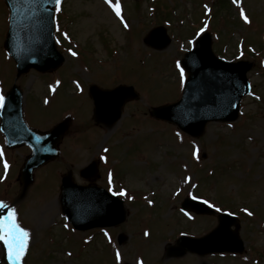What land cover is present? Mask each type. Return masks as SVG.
<instances>
[{"label": "rangeland", "instance_id": "obj_1", "mask_svg": "<svg viewBox=\"0 0 264 264\" xmlns=\"http://www.w3.org/2000/svg\"><path fill=\"white\" fill-rule=\"evenodd\" d=\"M116 3L120 17L105 0H62L61 10L55 8L54 35L64 62L49 73L30 69L16 81L28 125L45 130L71 116L59 157L34 171L24 193L18 173L30 150L6 148L0 132V201L16 210L17 222L29 234L24 263L264 264V0H112ZM7 24L8 11L0 0L2 95L15 82L14 63L3 47ZM155 26H164L170 37L163 49L143 42ZM193 26L198 28L194 35ZM201 29L212 34L220 58L252 62L247 72L251 90L236 120L208 122L200 137L191 138L154 119L150 108L179 98L184 80L177 62ZM117 83L133 85L138 98L124 104L112 126L96 124L88 86ZM92 160L98 177L80 176ZM213 168L215 174L203 178ZM67 172L76 184L104 187L122 197L125 220L99 230H74L60 205V178ZM187 196L217 212L220 202L239 210L237 233L244 251L168 257V247H177L182 234L200 237L217 225L216 214L183 211L180 203ZM50 201L54 208L40 217ZM3 212L7 215L0 208ZM119 236L125 238L121 244ZM1 258L2 243L3 264Z\"/></svg>", "mask_w": 264, "mask_h": 264}, {"label": "water", "instance_id": "obj_2", "mask_svg": "<svg viewBox=\"0 0 264 264\" xmlns=\"http://www.w3.org/2000/svg\"><path fill=\"white\" fill-rule=\"evenodd\" d=\"M10 8L9 29L4 46L16 62V77L26 73L30 68L39 71H48L57 68L64 60L56 50L53 40V7L55 0H6ZM161 34L160 41H152L153 37ZM162 27L152 29L145 41L156 48H163L169 42ZM152 36V39H151ZM182 66L188 73L180 100L169 105L152 109L154 117L170 120L191 136H200L206 122L210 120H234L237 117L238 106L242 95L249 91L246 72L251 64L244 61L225 62L216 57L211 49L209 33L202 34L196 41L195 47L188 51ZM89 93L94 103V120L106 126L113 124L121 114L125 101L137 95L132 86L118 85L113 89L104 90L96 85H91ZM0 129L9 146L28 144L31 154L26 158L21 169V180L26 188L33 179L32 171L37 166L54 158L57 153V144L68 128L69 119L55 125L51 130L40 133L26 126L22 116V91L14 84L5 96V105L0 112ZM96 164L91 163L81 171L84 177L95 174ZM61 204L63 212L77 228H87L95 223L84 224L88 213L101 195L104 199H114L101 189L91 186H79L72 182L70 173L62 178ZM96 196V198H95ZM183 207H191L200 213H211L201 203L184 201ZM117 210V209H115ZM90 213V212H89ZM115 222L124 219V210L119 207L115 211ZM235 222L234 218L227 215L219 216V226L198 241L199 246L181 245L169 255L180 256L186 250L205 251L241 250L239 247H212L202 250L204 243L219 235L221 230H226L229 240L238 241L236 230L231 231L228 226ZM210 247V248H209Z\"/></svg>", "mask_w": 264, "mask_h": 264}, {"label": "snow or ice", "instance_id": "obj_3", "mask_svg": "<svg viewBox=\"0 0 264 264\" xmlns=\"http://www.w3.org/2000/svg\"><path fill=\"white\" fill-rule=\"evenodd\" d=\"M233 2L235 3L236 0H233ZM105 3H108L111 7H113V10L115 11V14L118 17L121 16L119 3L113 5L112 0H105ZM55 8L57 12L61 10V0H55ZM241 15L243 16L244 13L241 12ZM244 18L245 20H247L246 16ZM121 21L123 22L122 17H121ZM125 27H127L126 24ZM201 31H203V29H201ZM72 54L76 55V53L74 52ZM177 67L180 68L179 62H177ZM180 72H181V82L183 83L184 72L182 68L180 69ZM4 105H5V97L2 94H0V108L4 107ZM0 155H2V153H0ZM5 168H7L6 163H5ZM119 195H124V193L121 192L119 193ZM0 208H4L7 210V215H0V243H3L4 245L9 264H19V261L24 254V250L27 247V240L29 234L17 222L15 209L10 208L2 201H0ZM245 211L247 212V209H245ZM251 214H252L251 212H248V215ZM145 235H147V233H145ZM116 257L117 260H119L120 258L119 252L116 253Z\"/></svg>", "mask_w": 264, "mask_h": 264}, {"label": "bare ground", "instance_id": "obj_4", "mask_svg": "<svg viewBox=\"0 0 264 264\" xmlns=\"http://www.w3.org/2000/svg\"><path fill=\"white\" fill-rule=\"evenodd\" d=\"M42 208H43V210L38 212L40 217H42L46 212H48L54 208V202L50 201V202L46 203L44 206H42ZM3 215H4V212H3Z\"/></svg>", "mask_w": 264, "mask_h": 264}]
</instances>
